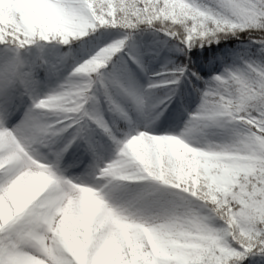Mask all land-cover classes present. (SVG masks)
I'll list each match as a JSON object with an SVG mask.
<instances>
[{"label":"snow or ice","instance_id":"obj_1","mask_svg":"<svg viewBox=\"0 0 264 264\" xmlns=\"http://www.w3.org/2000/svg\"><path fill=\"white\" fill-rule=\"evenodd\" d=\"M0 264H264V0H0Z\"/></svg>","mask_w":264,"mask_h":264}]
</instances>
